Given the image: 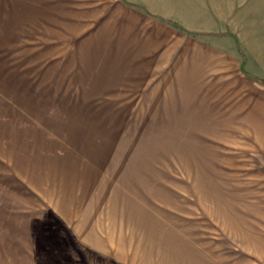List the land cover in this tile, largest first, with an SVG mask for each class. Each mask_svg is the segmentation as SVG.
<instances>
[{
  "label": "crops",
  "instance_id": "1",
  "mask_svg": "<svg viewBox=\"0 0 264 264\" xmlns=\"http://www.w3.org/2000/svg\"><path fill=\"white\" fill-rule=\"evenodd\" d=\"M246 6L0 0V264H264ZM67 59L90 86H65Z\"/></svg>",
  "mask_w": 264,
  "mask_h": 264
},
{
  "label": "rangeland",
  "instance_id": "2",
  "mask_svg": "<svg viewBox=\"0 0 264 264\" xmlns=\"http://www.w3.org/2000/svg\"><path fill=\"white\" fill-rule=\"evenodd\" d=\"M256 2L259 6V9L252 11L249 9V6L244 7L241 11H237L236 14H241L242 19L239 24L240 29L243 32V35L247 36V43L253 44L257 42L256 37L260 35L264 39V0H251ZM250 2V0H247ZM238 27V23H236ZM66 65V75H65V86H90V80L88 75V62L89 60H72L67 59ZM83 64L75 66V63ZM258 158V164L260 165V160ZM250 158L244 157L242 159V166L254 165L255 162H250ZM264 174H258V176H263ZM258 177L257 181H252V185L255 188L242 189L243 195H257L259 198H264V181ZM258 248H264V221L258 220Z\"/></svg>",
  "mask_w": 264,
  "mask_h": 264
}]
</instances>
